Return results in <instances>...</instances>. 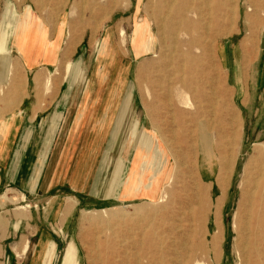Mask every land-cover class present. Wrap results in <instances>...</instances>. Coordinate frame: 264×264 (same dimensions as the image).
I'll use <instances>...</instances> for the list:
<instances>
[{
  "label": "rangeland",
  "instance_id": "1",
  "mask_svg": "<svg viewBox=\"0 0 264 264\" xmlns=\"http://www.w3.org/2000/svg\"><path fill=\"white\" fill-rule=\"evenodd\" d=\"M253 8L264 13V0H0V33L6 36L0 42V118L21 98L80 99L84 116V106L99 97L97 118L113 102L121 104L99 166L83 172L87 155H79L74 173H83L82 185L64 188L73 199L79 192L85 199L75 205L68 223L72 240L60 264H162L159 257L164 264H264V219L253 250L235 239L238 219L243 221L236 215L240 194L256 176L264 181V152H255L264 143V14H253L247 22ZM25 9L33 15L19 52L15 44L22 39H13L14 28L7 22ZM136 24L146 25L151 51L133 48ZM104 39L108 43L102 48ZM108 48L121 68L115 75ZM67 62L71 69L63 78ZM23 71L25 81L16 87ZM238 86L245 96L254 88L252 107L243 105L248 100ZM127 98L131 114L119 135ZM135 124L149 135L148 149L134 147ZM200 133L209 137H203L207 153L201 151ZM111 140L119 144L115 158L118 168L123 164V192L124 187L137 189L145 197L109 203L81 189L86 176L102 187L114 177ZM222 156L229 164L227 186L213 213ZM197 181L203 188L194 186ZM206 187L211 199L205 213L201 202L190 200L198 194L208 202ZM65 205L67 215L74 201L67 198ZM159 216L162 233L154 228ZM56 225L61 228V221Z\"/></svg>",
  "mask_w": 264,
  "mask_h": 264
},
{
  "label": "crops",
  "instance_id": "2",
  "mask_svg": "<svg viewBox=\"0 0 264 264\" xmlns=\"http://www.w3.org/2000/svg\"><path fill=\"white\" fill-rule=\"evenodd\" d=\"M7 23L15 31L14 25ZM24 36L28 37L26 34ZM4 39L6 36L2 32L0 42ZM20 45L15 44L19 52L22 51ZM25 77L26 72L23 71L16 87L23 85ZM254 91V88H248L245 96L238 86L241 98L248 100L247 104L242 102L245 107H252L250 96L254 95ZM21 99L14 103L15 108L11 113L0 118V264H60L64 248L72 240L68 238L72 234L68 223L75 212V205L85 199L83 192H79L73 199L64 192V188L76 190L75 187L82 185L83 173H74L79 155L83 159L87 155L83 161V172L95 170L99 166L116 125L121 104L120 101L117 104L113 102L109 108L101 110V117L97 118L94 113L98 110L96 101H92V105L84 106L83 116L79 110L80 99L32 98L24 100L25 102ZM112 107L117 109L114 115H109ZM260 110L264 114V102ZM129 113L127 124L131 114ZM203 125L201 124V128ZM124 127L122 124L119 130ZM135 130L138 131L137 125ZM201 135L209 138L200 133L198 141ZM133 144L134 147L137 146L134 141ZM112 145L116 150L112 154L109 168L114 166V177L109 182L105 180L102 187L100 183L95 186L91 175L86 176L88 180L84 181L81 189L89 188L93 198L109 203L145 197L137 194V189L128 191L124 187L123 192V164L119 162L118 168L115 158L118 141L111 140L109 146ZM133 156L134 153L130 157L129 169ZM118 159L123 161L121 156ZM67 198L72 199L74 205L72 209H68L70 212L66 215L67 210L64 208ZM13 203L17 205L10 207ZM63 212L66 215L64 218ZM59 221L62 223L61 228L56 225ZM52 224H55L57 230Z\"/></svg>",
  "mask_w": 264,
  "mask_h": 264
},
{
  "label": "bare ground",
  "instance_id": "3",
  "mask_svg": "<svg viewBox=\"0 0 264 264\" xmlns=\"http://www.w3.org/2000/svg\"><path fill=\"white\" fill-rule=\"evenodd\" d=\"M82 10H84V9H82ZM253 14L254 15H256V14L263 15L264 13H257L256 9L253 8L252 9V13L251 14H247V22L250 21L249 18ZM32 15L33 14L29 10L25 9V12L23 13L22 16L18 17L14 22H11V24L14 25V27H15V31H14L13 37H14V39L17 38L18 39V42L21 41V40L19 41V38L22 39V42L21 43H23L24 41H27L28 37L25 38V36H24V34H26V35L28 34L25 31V27L26 26H29L28 24L32 20ZM8 17H9V15H8ZM76 21L79 23V20L76 19ZM162 29L163 28H161V30ZM120 34L121 35L123 34V30L120 31ZM134 36H135L134 38L133 37L131 38V41H132L133 48L137 52H140V51L141 52L142 51L143 52H146V51H151L152 50V45H151L152 38H151V36H148L147 35V27H146V25L139 26V25L136 24V30H135ZM100 43L102 44L100 46L103 48L108 42L104 39ZM21 47H22V45H20V48ZM21 50L23 51V47L21 48ZM108 50H109L108 53H110L109 65H110V69H111V75L112 74L115 75V72H117L118 70H120V72H121V68L119 66L118 67L116 66V60H115V58L113 56V51L111 50V48H108ZM70 69H71L70 63L67 62L66 68H65V71H64V74H63V78L66 75H68V73L70 72ZM117 75H120V73L117 74ZM98 87H100V86H98ZM96 91L97 92L98 91L101 92V91H103V88H102V90H101V88H98V89H96ZM99 100L100 99L98 97L96 99L95 104H97V102H99ZM124 104H126V105H125V108H124V110L122 112V115H121V118L122 119L119 118L120 120L118 121V123L120 122L119 123V126L117 128L119 135H120V132H121L119 130V128H121L122 124L127 125V121H128L127 120L128 119V108H129V104H130V99L129 98L125 99ZM130 128H131V126H130ZM135 129H136V124L133 126V129H132L133 131L131 130L132 131L131 132V134H132L131 136L133 138L134 143H136L137 145L139 144V146H143L144 149H148L149 146H150V144H149L150 143V137H149V135L145 134L143 132V130H141V129L138 130V131H136ZM200 144H201V148H202L201 151H203V153H207V151L204 149L205 146H206V142H205V140L203 139L202 136H200ZM255 152H256V156L261 155L262 152H264V143H260L259 146L255 148ZM108 159H109L108 157L105 158V160H107V162H108ZM219 163H220L219 164L220 165V168H219V171H218L217 176H216V184L219 187V190H220L219 193L220 194H219L217 200L214 203V212L213 213H217L218 212V209H219V207H220V205H221V203L223 201V197L225 196V190H226V186H227V175H228V171H229V164L226 162V160H225V158L223 156L220 158ZM104 164H105V162H104ZM262 172H263V170L261 171V173ZM248 173H249V171H246L245 172V175H247ZM261 178L262 177L260 175H258L255 178L251 179L247 183L246 189H243V191L240 194V200L238 202L237 211H236L237 217H239V218L240 217L241 218L243 217V221L241 222L238 219V223L236 225V238L235 239H236L237 242H239V241L242 240L243 241L242 244L244 245V248L252 249V250L254 249V243L256 244V242H255V239L256 238L255 237L260 234L261 226H263V219H264V181H262ZM126 181H127V178H126ZM195 184L196 185H194V186H196V188H203V186H201L200 183H198V181L195 182ZM197 192L199 193L198 190H197ZM205 192H207L208 195H209V187H206L205 188ZM125 197H127V196H125ZM210 199H211V197L209 195L208 202L207 201L205 202V199L204 200H201V198L199 197V195L198 194H195L193 196V200H190V202H193V201H196L198 203L201 202L202 208H203V210L206 213L207 211H210V207L208 208V206L210 204ZM188 209L190 211V209H193V208L192 207H189ZM163 221H164L163 220V217L162 216H159L157 218L156 222H155V225H154V228L156 230H158V228H159V232L160 233H162L163 232L162 230L164 229V226H163L164 223H163ZM174 228H176V227H173V230H174ZM168 230H170V228ZM211 244H212L211 245V248L213 250H215L216 249V245H217V237H214L212 239ZM159 259H160L159 261L162 262V264H164V257H159ZM195 264H204V263L201 262V261H196Z\"/></svg>",
  "mask_w": 264,
  "mask_h": 264
}]
</instances>
